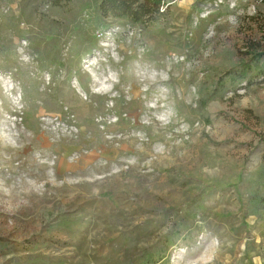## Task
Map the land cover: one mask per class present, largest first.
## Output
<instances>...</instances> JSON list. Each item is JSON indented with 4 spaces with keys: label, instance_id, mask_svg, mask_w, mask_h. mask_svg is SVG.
Segmentation results:
<instances>
[{
    "label": "rangeland",
    "instance_id": "obj_1",
    "mask_svg": "<svg viewBox=\"0 0 264 264\" xmlns=\"http://www.w3.org/2000/svg\"><path fill=\"white\" fill-rule=\"evenodd\" d=\"M260 1L0 0V264H264V85L216 88Z\"/></svg>",
    "mask_w": 264,
    "mask_h": 264
},
{
    "label": "trees",
    "instance_id": "obj_2",
    "mask_svg": "<svg viewBox=\"0 0 264 264\" xmlns=\"http://www.w3.org/2000/svg\"><path fill=\"white\" fill-rule=\"evenodd\" d=\"M46 2L51 7L63 9L70 7L75 0ZM172 2L173 0H100L98 9L104 18L127 20L134 26L149 29L169 18ZM243 19L247 21L248 28L246 37L237 50L239 63L220 74L216 85L220 91L235 92L240 85H236V82L242 80H246V88L264 85V0L256 6L253 15ZM153 260H149V264L154 263Z\"/></svg>",
    "mask_w": 264,
    "mask_h": 264
}]
</instances>
